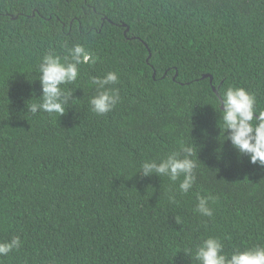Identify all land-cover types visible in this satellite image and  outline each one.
<instances>
[{"label": "trees", "instance_id": "trees-1", "mask_svg": "<svg viewBox=\"0 0 264 264\" xmlns=\"http://www.w3.org/2000/svg\"><path fill=\"white\" fill-rule=\"evenodd\" d=\"M76 44L96 62L61 85L75 100L28 113L42 56ZM109 71L120 100L98 116L90 81ZM229 87L264 111V0H0V242L22 241L0 264H200L210 236L228 255L264 246V166L225 141ZM181 143L200 160L187 194L139 174Z\"/></svg>", "mask_w": 264, "mask_h": 264}, {"label": "clouds", "instance_id": "clouds-1", "mask_svg": "<svg viewBox=\"0 0 264 264\" xmlns=\"http://www.w3.org/2000/svg\"><path fill=\"white\" fill-rule=\"evenodd\" d=\"M95 62L96 58L82 44L68 49V54L63 57L54 52L43 55L37 68L42 95L37 102L27 105L28 113L35 115L39 111L63 115L75 99L73 93L65 91L61 85L77 81L80 75L79 65ZM118 79L115 71H109L103 77L91 78L90 86H95L96 94L90 98L89 104L96 115H105L119 102V90L110 87L117 84ZM217 103L222 113L220 119L223 129L227 133L225 141L230 142L238 158L248 156L250 163L264 166V111L258 110L256 96L243 87H229ZM198 161L196 147L181 143L179 151L172 152L159 161H144L139 174L143 177L166 176L172 182L179 180V192L187 194L196 182ZM169 200L175 202L174 196H170ZM210 202H214L211 196H199L196 212L211 217L213 209ZM21 245L19 236L0 242V257H6ZM223 248L218 237L210 236L197 247L195 258L200 264H264V246L237 249L230 255L224 253Z\"/></svg>", "mask_w": 264, "mask_h": 264}, {"label": "water", "instance_id": "water-1", "mask_svg": "<svg viewBox=\"0 0 264 264\" xmlns=\"http://www.w3.org/2000/svg\"><path fill=\"white\" fill-rule=\"evenodd\" d=\"M124 26H125V25H124ZM128 30H129V29H128ZM206 77H209V74H205V75H203V78H206ZM212 80H213V77L210 76V81L212 82ZM213 89H214L215 92H217L216 87L213 86Z\"/></svg>", "mask_w": 264, "mask_h": 264}]
</instances>
